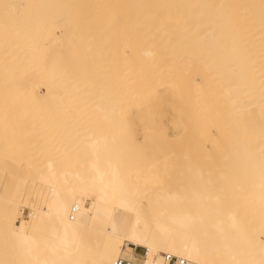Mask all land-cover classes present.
Instances as JSON below:
<instances>
[{
    "label": "bare ground",
    "instance_id": "bare-ground-1",
    "mask_svg": "<svg viewBox=\"0 0 264 264\" xmlns=\"http://www.w3.org/2000/svg\"><path fill=\"white\" fill-rule=\"evenodd\" d=\"M45 73H48L50 76H52H49L48 78L55 79L53 80L54 82H52L51 79L48 80L47 77V80H41V77H45ZM97 73L100 74L99 77H96L98 75ZM102 73H106L105 76H103L104 74ZM89 74L93 76L97 74L96 76H94V82H101L94 87L92 81L90 82L88 80V82H90V85H85L87 82V77L85 76ZM60 75L61 80L58 79L60 78ZM107 75H111L113 79H111L110 77L108 78ZM53 76L57 77L54 78ZM73 76L78 79L74 80ZM106 76L108 80H114V82L116 83L117 81H115L116 78L114 79V76L119 77L117 78L118 84L113 85H120V87H114L113 91L121 88V91L119 89L118 91L120 92L116 91V93L114 92V95L116 96V98L119 95L123 97H121V99L119 98V96V99H117L116 101H119L121 99L122 101H120L122 102V105H125L127 109H129L130 106L135 103L142 104L143 106H153L154 109H156L155 104L166 99L170 104V108L172 109V111H170V123L173 121L174 123H178V121H183V123H186V120L187 125L190 121L198 123L200 125V127L198 126L199 128L197 130L198 138L205 139V141L212 134H216L217 136L211 137H216L218 141L221 140V142L219 141L220 145L223 141L222 148H224L223 146H226V149L228 150L229 148L227 147L230 146L229 150L232 151L230 152L229 150H225V148L223 149L224 153H226L225 156L227 155V152L229 155L228 159H226V157H223V159L226 160L225 164L230 165L232 163L231 165H235V161H233V159H237V163H235L238 165V169L236 168L235 170L233 168V171H235L232 172L230 168L231 165H228V172L227 170L225 173L221 172L222 174L220 173V175H218L219 177L213 176L215 178L214 179L209 177L207 178V175L203 174H207L205 171L202 172L197 168H193L192 170V166L187 167L186 164H182L183 167L184 165L186 166L184 167L186 177H183L184 173H182L181 177L185 179V181L188 179L187 182L189 184H187L185 181L184 182L186 184L178 183V181L180 180H178L177 178V184L173 181L175 183V186H178V184H180L177 188H172L171 186V189L167 188L169 187V184H167L168 186L164 191L165 194L158 190L163 194V199L160 202L158 201L159 203H161L162 208L160 209L161 213L159 214L157 221L153 223L148 214V211L150 213V210L147 208V211L143 209V200H140L142 201V204H140L137 200V195L135 194L134 189L131 185L133 183L128 179L131 176L130 172H128L129 174L126 173L127 171H130V166L127 168L128 162L126 165V159L128 160V158L131 159L132 157V160L130 161H134L137 159V157L134 153V155L130 154L127 150L126 153V151H124V147L121 148L122 146L120 145L125 144V142L126 145L128 144L129 146L132 144L131 146L133 147L134 145L130 142V140L128 141L129 137L126 136L128 134L131 135V130H129V133L127 134L128 131H126L125 129L123 130V127L125 126H121L122 124H128V122L133 124L132 122L134 120L132 119L134 115L131 116L132 114L129 115L126 113V116L123 115V113H120L122 111V105L118 107L117 103L121 102L119 101L117 103H112L111 100L115 101V96H113V98L111 99L109 98L108 101L110 104L108 103V109H113L112 111L109 109L108 114H110V118L113 120L116 133H118V135L115 134V136H117L115 137V140H117L118 137L120 138V140L122 139V143H120V140L118 139V144L116 145L115 142L108 138L110 131L109 129H107V126L105 127V125L107 124H105L104 120L101 119L103 116L100 114L99 109H103V107H99L100 102L98 100L100 96H97L99 92L97 93L96 89L99 86L100 88L102 86V90L108 89H106V87L103 88L105 86V83H102L103 79L106 81ZM22 77L24 78V81ZM99 78L101 79L100 81H98ZM71 79L74 81H72ZM108 80L106 84L108 83ZM38 81L39 85H42L44 83L45 88L49 91L54 90L59 86L56 89L58 90V92L55 93L57 96L53 95L54 98L50 95L51 93H49V91L47 92V90L45 89V91L49 93L48 96H50L51 99L53 98L54 100L53 101L50 99V97H47L53 103V106L51 105L52 107L50 106V104V107H48L49 102L45 97L40 100L43 101L45 99L43 102H46L47 105L46 107L42 106V102L38 98L39 94H35V91H33V89L35 90V85L38 86ZM66 81H70V83H67ZM20 82L23 85L25 84L24 87L20 84ZM88 82L87 84H89ZM1 83H3L2 85H4V87H10L13 85L12 88L10 87L11 89H13V92L8 91V88L6 90L4 87H1L6 90V93H4L3 96H5L6 94L5 97L8 98V94L10 92V96L8 99L12 101V103L15 100H17L18 102L20 101V105H17V111H15L17 103L15 102L14 104L15 108L13 107V105H11V103H9L11 105L10 109L14 108L11 112V114L13 113L14 116L9 114L8 104L7 107H3L2 105H0V110H5V112H0V165L2 164L3 168L5 167V165H7V168H9L7 169L9 170L8 172L6 169H4V171L6 170V173H3V168L0 166V172L4 175L7 174L8 176L4 177L2 174V179L8 178L9 181L13 183V187H17V184H15V182H20L21 179L24 180V176L29 173H26L28 171V168L25 167V170L27 171H23V169H19V165V168L14 166V164H16V162L12 163L14 161V158L10 160L8 158V156H12V154H14V157L16 159L15 154L17 153H14L15 150H10L9 152L8 147H12L13 145L15 147L16 145H18L17 143H20L19 141L25 142L26 140H28L26 142L27 144H29L30 142H32L33 145L37 144L39 148L36 147V145H31V143L30 146L26 145V143H22L24 147H33L32 151L35 148L38 149L37 151L47 148L43 152L44 154L49 149L51 151V147L55 146L54 144H57L58 141V146L60 145V142L65 140L68 141V139L71 138L70 136H72V130H74V144L77 145L75 135L78 134L77 136H79L80 138L82 135H85V137L88 136V138H84V136H82V138L86 140L84 143H86L87 154H89L88 150H90L91 152V157L83 153L82 156L88 157V159L86 157L84 159L83 157L82 160L84 161L81 160V157H79L80 159L74 157L67 160L68 157L65 158L66 156H61L62 158H64V160H62V158H60V155L64 153V148L66 149L65 146L69 148L73 144L70 143V140L72 142V139L69 140L70 145L67 143V141V145L62 142L64 146L62 144L60 145L61 147H63V149H61L60 147L61 150L59 148L56 149V146L53 147L57 151L59 150L60 153L62 150H64L61 154H57L56 151L57 155L60 154L57 157L60 159V162L63 161V165L64 161L70 162V160L72 161L74 159V162H77L74 163L75 165H78V160H81V162L83 163L82 167L85 169L87 168V172L85 171V175L83 174L84 172L82 173V170H80V168L75 169L79 172L81 171L80 173H82L83 176H88V178L85 177L86 179H88H85V181H87L88 183H84V185L82 182V180L84 181V177L82 179H79L82 177V175L79 174L80 177H78L79 175H76V177H78L77 180H81L80 182L82 183V185L80 186H86L87 184L86 190L85 187L81 188L79 186V182H76L77 180L74 176L76 180H74V182H76L74 185L78 186L83 191L78 190V187H72L73 185L67 187L68 183H71L70 178H72V176L74 175L73 174L70 177V174H72L73 172L75 173L73 169H66L67 171L72 170V172H63L65 176L61 171V173L63 174H61V176H64L65 178L67 176V178L63 180V182H68L66 183L67 185H64V182V188L59 184L60 182H58L57 184L56 180L59 181V179L57 178L60 177V173L57 172V174L53 170H56L59 165L62 166V169L64 167L58 160H53V158L55 157L53 148L52 154H54V157H52V165H55V168L54 166H46L47 168L45 171L42 165L43 163H41L42 160H40V164L38 160L40 158H36L37 155L39 156L42 152L40 151L41 153L38 152L35 155V159H37L35 162L38 161L39 165H41V167L43 168L42 170L40 169L39 165H36L37 169L39 167V169L41 170L37 172H47L46 174L48 175V177H46L47 175L45 176L48 183L46 182L44 184H49V188H51L50 186L52 184L50 183L53 182L52 180L54 179V181L58 185H56L57 187L54 186V188H52L54 189L53 199L48 206V200L51 197L50 195L53 193L52 190L47 188V185L44 186L43 183L40 182L44 186V188L46 187V192L48 191L47 189H49V193L50 191L51 193L47 194L45 190L43 191V186L39 183L42 187L41 191L45 192L46 195H44L43 192H40L39 194L37 193V187H34V184L36 183L33 184L32 181L31 183H29L30 185L33 184L32 186L34 188L32 187L33 190L31 189L29 196L27 194L28 198L26 199L28 201L33 200L37 203L38 195H40L41 198L44 196L45 198H48L45 199L46 201H48L47 205L46 203L44 205V203L41 202L43 203V207L39 208L41 206H37V211H39L38 213L42 214V217L50 213L49 216H47V218L43 221L40 220L37 214H33L30 218H25L19 213H16L13 209V198H11L10 196L9 199L10 201H12V209L15 214L12 212L11 208H8L9 206L6 205L10 202H3L5 203L3 204V206L5 205L9 209H6V211H8L9 214L10 212L12 213L10 214V216H12H9L10 227L8 229V232L4 231L5 233H3L5 234L7 244L9 245H7L9 247V250H6L10 251L13 254V256L10 257L15 258L14 261L16 264H114V259L118 256H135V248L139 246L145 247L147 252L143 256L138 257V259L136 258L137 264H153L154 260H156L157 264H161L163 252L183 256L188 260V264H203L202 261H205L208 264H214V260L215 258L217 259V257L211 256L207 258L205 256V248L207 246H209L210 251L218 255L219 264H264V238H260L256 235L260 232L258 229H254L258 231H256L255 234L253 233V228H259L260 230L262 228V230L264 231V0H0V86H2ZM17 83L18 86H22L23 89H26V87L29 88L26 89V92L30 90L33 91H30V93H33L32 95L36 96H34L35 98L32 100L34 102H37L36 104L30 101V99L33 98L32 95L28 94V99L29 97L30 99H27V94L24 91L25 89L21 90L18 86H15L14 88V85H17ZM77 83L79 85H77ZM71 84H73L75 87L72 88L73 86L71 87ZM68 85L70 86V88H68ZM46 86L52 87L48 89V87ZM54 86L55 88L53 89ZM62 86L65 87L63 93L67 89H69L70 91H72L73 89V92L76 96H74L73 92L70 91H66V94H64L66 97H68L67 94L70 93L69 96H72L71 99L69 97L67 99L62 93L59 96L58 93L62 92L61 89H63ZM80 86H82L84 94H81L82 90L80 89ZM84 86L86 88H84ZM92 86L95 88V90H92L94 89L92 88ZM76 87L80 90V93ZM16 88H18L19 90H17ZM14 89H16L17 92H14ZM76 90H78V94L75 93ZM97 90L101 92L99 88ZM2 91L3 89L0 90L1 102L4 99L6 100V98H3L2 100ZM89 91L92 93L94 92L96 95L93 93V97ZM113 91L109 93L111 97L113 95ZM21 92L25 94V100L27 102L24 101V98L22 99V97H19V93ZM87 92L89 93L86 98L85 93ZM15 93H18L17 96ZM24 94H22L21 96H24ZM44 95L45 94H43L42 96ZM77 95L79 97L81 95H85L81 96L79 100L81 103L83 102V104L81 105L83 106V109L81 110L84 111L85 109H89L88 112L87 110H85L86 112H82L80 109L77 110V106L81 108V106H79L80 102L79 100H77ZM12 96L15 99H13ZM89 96H92L94 98L93 99L91 97V100L94 103H92ZM95 96L97 97L95 98ZM62 97L63 100L61 101ZM72 98L75 102L71 101ZM82 98L87 101V107ZM21 99L22 101H24V103L22 102L23 104L32 103L33 106L30 105V107H28L29 104H25L27 106L23 108L24 105L22 106ZM38 100L41 102V105L38 106H40L43 111L44 109L47 110L46 108L48 107V109H54V112H51L52 110L49 109L50 114H48L49 112L47 110L48 113L45 112L46 117L43 116L45 113L42 114V110L36 106L39 103ZM64 100H69V103L64 102V104H62ZM1 102L0 104H2ZM70 102L73 104H71ZM75 103H78V105L74 107L76 108V111H74V109L72 110V108L70 107L75 106ZM96 103L98 104L97 106ZM65 104H67V107ZM111 104L113 107L111 106ZM62 105L64 108L66 107L65 110L67 111H65L64 108H59V106ZM34 106L41 111L40 114H38L40 111L34 110ZM31 107L33 109L30 114L26 111H28L29 108L31 110ZM144 107L141 108V112H139V114L142 115V112H144L143 114H145V110H147V108L145 107L144 109ZM153 107H148L149 110L147 111V113L149 112V118L152 115H150L151 110H154L152 109ZM19 108H21L22 110H24L23 112H25L22 113L20 109L21 115L23 117L18 112ZM57 108L58 110L63 109V111L67 112V114L63 111V113L59 111V114L55 115L57 114ZM67 108H69L71 111H69V109ZM93 111L98 117L92 114ZM74 112L78 113L75 114ZM33 113L38 114L37 117L39 115L42 116H39V121L44 117V119L48 121L50 120L51 124L53 121L52 119H55L57 121L61 113V116L64 115V117L62 118L64 122L62 120L60 122V119L57 122L53 121L56 126L60 125L58 127H55V129L53 130L55 131L54 133L53 131L49 130L51 128V124L49 125L50 122H43L45 120L38 122L37 118H31L29 116ZM70 113L76 115V117L79 116V118L81 117L80 115H82V113H84L83 118H94L93 120L85 119L87 121L86 122L82 118L79 120V118H76ZM16 114L18 115V117H15ZM24 114H29L28 117H30V120L32 121H27V119L25 118L28 117H25ZM51 114L52 116H50ZM98 114L101 115V117ZM154 114L156 115L157 113ZM19 115L20 117H22V120L24 119L23 121H19L21 119L13 121V119L11 118L12 116L15 118H19ZM68 115L72 118L68 117ZM47 116L49 117L47 118ZM61 116L59 118H61ZM119 116H121V119L123 121L118 120L120 118ZM128 116H131L130 118L132 119H130ZM123 117H125V120L123 119ZM142 118L143 119H141V121L143 120V123L145 122L146 124V120H148L147 115L145 114ZM33 119H36L37 122L33 121ZM65 119H69L72 122L75 121L76 125L75 123H70L68 120L65 122ZM100 119L103 121H101ZM129 119L131 121H128ZM156 119L153 122L158 123H155V125L159 126V128L158 126H156L157 134H152L148 130V128L146 129V131L148 130L151 133L152 137L153 135L158 136L157 139H159L160 135V137L164 138L165 135L163 134L164 132H162L164 130L160 129L161 123H159L158 118ZM81 120L85 122H82ZM93 121L95 123H93ZM58 122L60 123L57 124ZM96 122H98V124ZM137 122L140 125H143L141 122H139L138 119L136 123ZM153 122L151 123L153 124ZM38 123H42V126H46L45 124H47V127L49 125L50 128L48 127V133H42L44 130H41L40 132V129L43 127L40 128L41 125ZM63 123H66V126H68L70 123L69 128L65 126L66 129H64L63 126L65 124ZM91 123H93V125L97 124V126L95 125L96 127H92ZM84 125L87 126V130L84 129L86 128V126L84 127ZM187 125H185V127L183 128L185 130V133L183 132V130L182 132L184 134L182 132L181 134L179 133L180 135H182L181 138L186 139L189 135L188 139L191 140L192 137L196 139V135H191L194 134L193 131H189V129H191L190 125H188V128ZM75 126L77 130H75ZM78 126H80L82 129H80V127ZM99 126H101V128ZM118 126H120L119 129H122L124 132L120 130V133L117 132ZM128 126L131 127L130 124H128ZM172 126L174 127V124H172ZM89 127H92V129ZM97 127L101 130H97ZM104 127L106 129H104ZM136 127H138L137 124ZM148 127L150 128V126ZM194 127H196L195 124ZM37 128L40 129L38 130ZM53 128L54 127H52L51 129ZM61 129L64 130L61 131ZM69 129L70 131H68ZM130 129H132V127ZM174 129L177 128L175 127ZM81 130H84L85 132L82 131V133H79V131L81 132ZM67 131L70 132V136L68 135V137L65 134V132ZM88 131L90 132V135H87L89 133ZM101 131H104L106 133L108 132V136H106V133H101ZM159 131H161L162 133ZM51 132H53L54 134ZM62 132L68 139L62 140V138L64 137L61 136ZM93 132L95 136H93ZM189 132H191V134ZM40 133H42L43 135ZM45 133L47 134V137L44 136ZM56 133L60 134L59 136L61 138L56 135ZM99 133H101V137H98ZM121 133L122 135H124V138L121 137ZM145 133L147 134V132ZM180 135L176 138V135L174 136V138L173 136L170 137L180 144V142L182 141ZM50 136H58V138L56 139L59 140L57 142L56 140L51 142ZM104 136L106 138H104ZM218 137H220L221 139H219ZM178 138L180 142L177 141ZM44 139H47L48 143L44 142L45 147L41 148L43 146L41 144H44L42 143ZM84 139H82V142L84 141ZM49 141L51 146H49ZM155 141L159 142L160 140ZM195 141L193 144L197 143H195ZM201 141L203 140H200V142ZM15 142L17 143L15 144ZM148 142H150V140H148ZM214 142L215 141H213V143ZM228 142H231V144ZM46 143L48 144L49 148L46 147ZM84 143H82V145ZM201 143L203 144V142ZM227 143L230 145H227ZM136 144L137 143H135L134 146H136ZM128 145L126 148L131 147H129ZM183 145L184 143L182 145H178V147H183ZM79 146L78 148L76 147V150L82 149ZM118 146H120V150H118ZM171 146L169 145V149ZM173 146L174 149L177 147L176 144H174ZM191 146L194 148L195 145L189 146L192 150ZM198 146L201 147V145ZM17 147H19V145L15 147L16 150ZM21 147L23 148V146ZM164 147L166 149V146ZM182 147H179L178 149L181 150ZM70 148L69 151H71ZM197 148L199 147H196V150ZM159 149L163 148L161 147ZM174 149L171 151H175ZM202 149L203 148H201V152H203ZM76 150L73 149L71 153L75 152ZM180 150L178 152H180ZM66 151H68V149ZM118 151H123V153L125 152V156L123 153L118 154ZM136 151L138 150L136 149ZM107 152L110 153V155H112L113 153L114 154L112 157L106 158L107 156H109ZM212 152L214 151L212 150L211 153ZM229 152L232 154H230ZM115 153H117V155H115ZM154 153L155 152H153V155ZM196 153L199 154V151ZM47 154L49 155L48 160H50L51 153L48 152ZM102 154H106V157L100 158V156H103ZM234 154L238 155V157H234L232 159L230 155L233 156ZM33 155L34 153L28 156V163L30 165H32L31 158L33 157ZM64 155H67L66 152ZM70 155L72 154H69V156ZM74 155H76V153ZM118 155L119 158H117ZM149 155L150 154H148V156ZM25 156L27 155H23L24 158ZM45 156L46 154L44 156H41L42 159H45L44 164L47 159ZM120 156H122V159L126 157L125 161L122 162H125V168H127L128 170L121 168L123 163L121 162L122 159ZM151 156L152 155H150L149 157L151 158ZM165 156L168 157V155L166 154ZM180 156L182 157V155ZM208 156H210V154ZM141 157L142 154L140 155V158ZM90 158L91 160H89ZM143 158L145 159V157ZM17 159H19L18 161H21L22 164V159L18 157ZM17 159L15 161H17ZM86 159L89 160V163L88 161H85ZM196 159L198 160V158ZM4 160L6 161V163L4 162ZM118 160L122 165L119 164ZM158 160L160 162L163 159L161 158L160 160L159 158ZM18 161L17 163H19ZM54 161L55 163L59 162L60 164L56 167ZM143 161L144 160H142V167L145 164ZM2 162H4L5 164ZM69 162H66V165L68 163L71 167L73 165V162L72 165ZM86 162L88 163V165ZM10 163L13 164V168L9 167L11 166ZM47 164L48 162L46 163V165ZM132 164L134 165L135 163L132 162ZM23 165L24 163L22 164V166ZM222 165H224V163ZM138 166L140 167V165ZM188 166H190V163ZM48 167H51L50 170L48 169ZM73 167L75 168L74 165ZM78 167H80V165ZM66 168H68V166H66ZM150 168L147 169L150 170ZM228 168H230L231 172ZM14 170L20 171H15V174H17L15 175L13 174ZM59 170L60 167H58L57 171ZM50 171L52 172L50 173ZM134 171H136V169ZM145 171L142 172V174L145 173L147 177V174L151 173V170L148 173V170ZM34 172H36V170ZM124 172L126 173V175H128V178L126 177ZM132 172L133 171L131 170V174L135 177L136 172ZM186 172L190 174L188 178V174ZM87 173L88 175H86ZM9 174H11V177L12 175H15L14 179L17 178V180L10 178ZM49 174H52L51 177ZM53 174H57L54 176H57V178H53ZM75 174H77V172ZM139 176L138 178H140ZM29 177H31V175ZM41 177L44 179V176ZM49 177L50 180H48ZM181 177L179 179H181ZM26 178L28 179V175L26 176ZM62 178L60 177V179ZM23 180L20 183L24 182ZM35 180L37 181V179ZM67 180H70V182ZM157 181L159 182V180ZM63 182L61 181V184ZM137 182L139 183L141 182V180ZM29 184L27 186H29ZM220 184L222 188L220 187ZM59 185L62 186V188L59 187ZM140 185L141 184L138 185V188L140 187ZM142 185L140 188L144 187H142ZM154 186L158 187V184L153 185V188H155ZM223 186H228L227 189L229 190L226 191V187L225 190H223ZM28 188H30V186ZM60 190H64V192L66 191V193L61 192V194L59 193ZM146 190H148V188ZM11 191L16 192L12 189ZM149 191L150 189L146 191V193H148ZM137 193L140 194L141 192H139L138 190ZM146 193H144V195ZM151 194H153L154 196ZM155 194L156 193H150L149 195L146 194V197L144 199H146L150 195L153 196V199H156L154 198ZM241 194L243 195V197ZM159 195L161 197V194ZM159 195L156 194V196L158 197ZM239 196L245 200L244 202H250V205L251 202H253L252 205L257 204L258 206L256 205V208L254 207L257 212L254 213L257 215H259V213L260 215H263L262 217V215L255 216L254 214L255 218L260 217V220L263 218V221L261 220L263 222H261L262 226H259V224L257 223L258 227H256L257 225L253 224L252 222L251 226L253 228H250L253 232L251 233H253V235L255 236H249L247 233L248 231L245 228L247 225L245 227L243 225L249 224V221L248 223H242L239 217L243 214L248 215V213H239L240 211H238V214H240L238 215L235 211L239 208H242L240 203L237 204H240L241 207L238 206L239 208L235 207V209H228L229 207H226V210L225 207H223L225 204L224 201H229L235 198L239 199ZM3 197L8 198V196ZM141 198L143 197H140V199ZM148 200L150 199H147V201ZM221 200L222 202H224L222 206L219 205ZM232 201L234 202L235 206V201ZM229 202L227 203L226 201L227 206L231 205L229 204ZM0 204H2V202ZM14 204H17L15 203V200ZM5 206L4 208H6ZM220 206L221 212H219ZM4 208L2 207L1 211H3ZM48 210H52L53 214H55L57 217L53 215L54 219H52V217L50 216L52 213ZM222 211H225V213ZM3 213L5 212L3 211ZM245 215H243L244 217L242 216L244 221L249 217L246 216L245 218ZM253 219L254 217L251 221H253ZM260 220L257 222L260 223ZM255 222L256 221L254 219V223ZM0 226L2 227L1 223ZM1 231L3 230L1 229ZM157 234H160L162 236L161 241H158L156 236ZM261 234L264 233L262 232ZM1 237L3 238L2 235ZM4 240L5 239H3L1 242H3ZM5 247L6 246L4 245V248ZM11 253L8 255H11Z\"/></svg>",
    "mask_w": 264,
    "mask_h": 264
},
{
    "label": "rangeland",
    "instance_id": "rangeland-1",
    "mask_svg": "<svg viewBox=\"0 0 264 264\" xmlns=\"http://www.w3.org/2000/svg\"><path fill=\"white\" fill-rule=\"evenodd\" d=\"M99 73H100V72H99ZM97 74H98V73H97ZM97 74H96V75H97ZM102 74H104L103 76H105L106 73H102ZM96 75H94V76H96ZM99 75H100V74H98L96 77H99ZM49 76H50V75H49L48 73H45V77H41L40 79H41V80H42V79H43V80H47L46 77L48 78ZM57 76H58V75H57ZM57 76H55V77H57ZM94 76L91 75V74H89V75H86L85 77H87V79H86L87 82H88V80H89L90 82L92 81V83H93V85H94V87H95V85L97 86V85L101 82V81H100L101 79L99 78V80H98V81H100L99 83L94 82V78H95ZM107 76H108V78L110 77L111 79H113V77H112L111 75H107ZM107 76L105 77L106 81H105L104 79L102 80V83H105V84H104L105 86H104L103 84H102V85L104 86L103 88L106 87V89H107V88H108V89H107V90H105V89L102 90V89H101L102 86H101V88H100V86L97 87V89L99 88V89L101 90V92H100L99 90L96 89V92H97V93H98V92L100 93V94L98 93V95H97V96H100V98L98 97L99 100H98V98H97V100L100 102V104H99L100 106H99V107H103V109H99L100 111H99V110H98V111H99L100 114L103 116L101 119H103L104 122H105V124H107V125H105V124H102V125H105V127L107 126V129H109V131H110L109 136L107 135L108 132L106 133V132H104V131H101V133H103V134L106 133V136H108V138H110V140H112L113 142H115V145H116V144H118L117 140H118V139L120 140V138L118 137L117 140H115V137H117V136H115V134L118 135V133H116L115 126H114V123H113V120L110 118V114H108V113H109V109H110V108L108 109V107H109V105H108L109 101H108V100H109V98L111 99V98H113V96H115L114 94L116 93V91H118L119 89H120V91H121V88L117 89L118 87H120V85H118V86H114V85H113V84H115V85L118 84V80H117V78H119L118 76H117V77L114 76V79L116 78L115 81H117V83L114 82V80H110V79L108 80ZM50 77H52V76H50ZM53 77H54V76H53ZM55 77H54V78H55ZM67 77H69V76H67ZM100 77H101V76H100ZM25 78H26V77H25ZM64 78H66V77H64ZM70 78H72V77H70ZM82 78H83V77H82ZM88 78H89V79H88ZM102 78H103V77H102ZM22 79H23V81H24V78H23V77H22ZM49 79H51V78H48V80H49ZM56 79H57V78H56ZM58 79L61 80V75H60V78H58ZM73 79L75 80L76 78L73 76ZM77 79H78V78H77ZM77 79H76V80H77ZM20 80H21V79H20ZM51 80H52V82H54L53 80H55V79H51ZM51 80H50V82H51ZM69 80H70V79H69ZM71 80H72V79H71ZM74 80H72V81H74ZM96 80H97V79H96ZM107 80H108V83L106 84ZM103 81H105V82H103ZM66 82H67V81H66ZM66 82H65V84H66ZM85 82H86V81H85ZM87 82H86L85 85H90V82H88L89 84H87ZM24 83H25V82H24ZM37 83H38V86H37V85H35L36 87L34 86V87H35V90L33 89V87H32V89H33V91H35V94H36V93L39 94V95H38L39 100H40V99L42 100V98H44V97H45V98H47V97L49 98V97H50V96H48L49 93H51V94H50L51 96H53V95L55 96V95H56L55 93L58 92V90H56V89L59 87L58 85H57V86H58L57 88H55V86H54L53 89H54V88H55V89L49 91V90H47V89L45 88V84H44V83H43L42 85H39V81H38ZM67 83H70V81H68ZM83 83H84V81H83ZM92 83H91V84H92ZM95 83H96V84H95ZM2 84H3V83H1V85H2ZM15 84H16V83H15ZM20 84L23 85L21 82H20ZM20 84H19V85H20ZM63 84H64V83H63ZM65 84H64V85H65ZM24 85H25V84H24ZM24 85H23V87H24ZM77 85H79V84L77 83ZM112 85H113V86H112ZM12 86H13V85H12ZM12 86H10V87L12 88ZM15 86L17 87V86H18V83H17V85H14V88H15ZM39 86H40V87H39ZM52 86H53V85H52ZM52 86H51V87H52ZM60 86H61V85H60ZM68 86H69V85H68ZM72 86H73V87H72ZM1 87H4V85L0 86V90L3 89V91H2V92H3V94H2V100H3V98H6V100L4 99L5 101L3 100V101L1 102V97H0V102L2 103V104H0V105H2L3 107H4V106L7 107V104H8V105H9V106H8V108H9V109H8V110H9V114H11V112H12L13 109L15 108V105H14V104H15V102H16L17 104H16V110H15V111H17V107H18L17 105H20V101L18 102L17 100H15V101L12 103V101H10V100L8 99L9 96H10V95H9L10 92H9V94H8V98L5 97L6 94H5V96H3L4 93H6L7 88L9 89L8 91H12L13 89H11L10 87H6V86H5L4 88H5L6 90H4V88H1ZM18 87H19V86H18ZM21 87H22V86H20L19 89H21V90H24V89H25V88L23 89V87H22V88H21ZM46 87H48V89L51 88V87H49V86H46ZM62 87H63V86H62ZM66 87H67V85H66ZM71 87L74 88L75 86H74L73 84H71ZM80 87H81V88H80ZM80 87H79V88L82 90V91H81V92H82L81 94H84V91H83V89H82V86H80ZM88 87H89V86H88ZM94 87L92 86V88H94ZM110 87H111V88H110ZM114 87H117V88H116L117 90L114 89L115 91H113V88H114ZM64 88H65V87H63V89H61L62 92L59 91V92H60V93H58L59 96L61 95V93L65 96V94H66L65 92H66V91H70L69 89H67V90L64 91V93H65V94H64V93H63ZM68 88H70V86H69ZM76 88H77V87H76ZM84 88H86V87L84 86ZM16 89L19 90L18 88H16ZM16 89H14V92H17ZM26 89H29V88L26 87ZM26 89L24 90L25 92H26ZM45 89L47 90V92L49 91V93H47V92L45 91ZM77 89H78V88H77ZM90 89H91V88H90ZM109 89H110V90H109ZM21 90H20V91H21ZM55 90H56V91H55ZM78 90H79V89H78ZM78 90H76L75 93L78 94V92H77ZM85 90H86V89H85ZM92 90H95V88L92 89ZM8 91H7V93H8ZM20 91H18V92H20ZM27 91H28V90H27ZM30 91L33 92L32 90H30ZM30 91H28L29 93L26 92V94H27V95H26V96H27V99H28V94H30V95L33 94V93L31 94ZM38 91H39V92H38ZM54 91H55V92H54ZM105 91L107 92V94H106ZM112 91H113V93H112L113 95L111 94V95H112V97H111L109 93H111ZM120 91H118V92H120ZM12 92H13V91H12ZM12 92H11V93H12ZM45 92L47 93V95H46ZM70 92H73V89H72V91H70ZM85 92H86V91H85ZM89 92H90V91H89ZM89 92L85 93L86 96H85V95H81V96H85V97L87 98V95H88ZM114 92H115V93H114ZM0 93H1V92H0ZM67 93H68V92H67ZM79 93H80V90H79ZM90 93H91L92 96L94 97V95H93L94 92H93V93L90 92ZM15 94H16V96H17L18 93H15ZM19 94H20L19 97H20V98L22 97V99L24 98V101H26V100H25V98H26L25 94L22 93V92L19 93ZM22 94H24L25 97H24V96H21ZM43 94H45V95L42 96ZM69 94H70V93H69ZM69 94H67V95H68V97L71 99L72 96H71V95L69 96ZM73 94H74V92H73ZM94 94H95V93H94ZM108 94H109V95H108ZM117 94H118V93H117ZM117 94H116V95H117ZM120 94H121V93H120ZM95 95H96V94H95ZM122 95H123V94H122ZM14 96H15V95H14ZM16 96H15V97H16ZM32 96H33V95H32ZM32 96H31V97H32ZM34 96H35V95H34ZM34 96H33V98H31V99H30V97H29V99H30L31 102H34V101H32V100L36 97V96H35V97H34ZM54 96H53V98H54ZM56 96H57V95H56ZM59 96H58V97H59ZM74 96H76V95L74 94ZM81 96H80V97H81ZM92 96H89L90 100H91V97H92ZM97 96H95V98H96ZM119 96H120V97H119ZM119 96H117V98H116V96H115V97H114L115 101L113 100V101H114V102H113V101L111 100V102H112V103H117V102H119V101L123 98L121 95H119ZM65 97H66V96H65ZM68 97H66V98L68 99ZM77 97H78V98H77ZM77 97H75V98H77V100H79L80 97H79L78 95H77ZM93 97H92V98H93ZM118 97H119V98L122 97V98H121L119 101H116L117 99H119ZM10 98H11V97H10ZM12 98H13V96H12ZM12 98H11V99H12ZM16 98H17V97H16ZM48 98H47V100H48V102H49V103L47 102V103H48V107H50L51 105L53 106V103L50 101L51 97H50V99H48ZM53 98H52L51 100H53ZM83 98H84V97H83ZM83 98H82V99H83ZM7 99H8V100H7ZM13 99H15V98H13ZM13 99H12V100H13ZM22 99H21V104H22V106L24 105L23 108H25V106H27V105H25V104H29V103H25V104H23L24 101H22ZM29 99H28V100H29ZM56 99H57V98H56ZM58 99H60V98H58ZM64 99H65V98H64ZM70 99H69V100H70ZM93 99H94V98H93ZM35 100H36V99H35ZM39 100H38V101H39ZM41 100H40V101H41ZM44 100H45V99H44ZM44 100H43V101H44ZM62 100H63V97H62L61 101H62ZM69 100H68V101H67V100H66V101L64 100L62 104H64V102H65V103H66V102L69 103ZM74 100H75V99H74ZM87 100H88V99H87ZM95 100H96V99H95ZM6 101H7L8 103H7ZM36 101H37V100H36ZM40 101H39L40 104L38 103L36 106L39 107V108L42 110V112H43L42 114H44L45 112L48 113V112H49V109L52 110L51 112H54V111H53L54 109H52V108H49V109H48V107L46 108V109L48 110V112H47V110H45V109H44V111H43V109H42L40 106H38V105H41V102H42V106H45V107H46L47 104H46V102L44 103L43 101H41V102H40ZM53 101H54V100H53ZM56 101H58V100H56ZM56 101H55V103H56ZM61 101H60V102H61ZM71 101H73V98H72ZM83 101L86 103V107H87V104H88L87 101L84 100V99H83ZM91 101H92V100H91ZM91 101H90V102H91ZM98 101H97V102H98ZM121 101H122V100H121ZM121 101H120V102H121ZM3 102H6V103H3ZM22 102H23V103H22ZM26 102H27V101H26ZM73 102H75V101H73ZM76 102H78V101H76ZM79 102H80V100H79ZM90 102H89V104H90ZM99 102H98V103H99ZM9 103H11V105H13L14 108H11V109H10L11 105H10ZM18 103H19V104H18ZM36 103H37V102H34V104H36ZM51 103H52V104H51ZM70 103H71V102H70ZM92 103H94V102L92 101ZM3 104H5V105H3ZM49 104H50V106H49ZM71 104H73V103H71ZM82 104H83V102H82V103L80 102V105H79V106H81ZM109 104H110V103H109ZM117 104H118V107H119L120 105H122V102H121V103H117ZM157 104H158V105H157ZM157 104H155V105H156V107H155L156 109H154L153 106H145V105H144V106L147 108V110H145V114L147 115V119H148V120H146V122H147V123L149 122L148 124H147V123L145 124V122L143 123V120L141 121V119H143L142 117H144V115H145V114H143L144 112H142V115H143V116H142L141 114H139V112H141V108L144 107L142 104H138V103L132 104V106H130L129 109H127V108L125 107V105H124V106L122 105V111H123V112L120 110V111H121L120 113H123V115H126V116H127V114H129V115L132 114L131 116L134 115L133 119L130 118L131 116H130V117L128 116L130 119H132V120H134V121L132 122L133 124H131V123L128 122V124L131 125L132 129H130L131 127L128 126L127 123H126L127 125H126V124H125V125L122 124L121 126H125V127H123V130L125 129L126 131H128L127 134L129 133V130H131V135H129V134H128L129 136L126 135L127 137H129L128 141L130 140V142L133 143L134 145H135V143H137V144H136V146L133 145V147L131 146V145H132L131 143H129V144H131V145H130L131 147L127 144L130 148H126V147H127L126 142H125V144H120V145L122 146L121 148L124 147V149H125L124 151L127 150L130 154H133V153H134L135 156L137 157L138 161H137L136 157H135L136 160H134V161H130V160H132V157H131V156H130L131 159L128 158V160H129L130 162L126 159V157H124V158H123L124 160H123V159H122V156H123V154H124L125 152L123 153V151H121V152L118 151V154L123 153L122 156H120L121 159H122L121 162H122V161H125V159H126V161H125V162H126V165H127V162H128V166H127V168L130 166V167H129L130 171H127V172L125 171L127 174H129L128 172H130V175H131L130 178L127 177L128 175H126L125 172H124V174H125L126 177L129 179V181L133 183V184H131V185H132V187H133V189H134L135 194L137 195L136 197H137V200L139 201V203L142 204V201H140V200H143V204H142V206H144L143 209H145L146 211H147V209L150 210V213H149V211H148V214H149V217L152 219V222H153V223H154L155 221H157V219H158V217H159V214L161 213V210H160V209L162 208V205H161V203H159V202L163 199V194L160 193V192H163V193H164V191L166 190V187L168 186L167 184H169V187H167V188H170V186H171L172 188H177V187L180 185V184H178V186H177V185L175 186V183H176V181H178V180H180V181H178V183H183V184H184V183L186 182L187 184H189V183L187 182V180H188L187 178H188L189 175H190L188 172H186V173L188 174V175H187V178H186V179H187L186 181H185V179H183V178L181 177V176H182V173H184V176H183V177H186V176H185V170H184L185 168H184V167H186V166H187V167H191V166H192V167H191L192 170H193V168H195V169L197 168V169L201 170L202 172L205 171L207 174H205V173H203V174H204V175H207V176H206L207 178H208V177H209V178H214V177H217L218 175H220L221 172H224V173H225L226 170H227V167H228V165H229V164H225V163H226V160L223 159V157H226V159L229 158V157H228V156H229V155H228V152H227V155L225 156L226 153H224V150H223L224 148H225V150H227V149H226V146H223L224 148H222V143H223V141H222V143H221V145H220L219 143L221 142V140H219V141H220V142H219V141L217 140L216 137L212 138L213 136H217L216 134H214V135L212 134V135H211L212 137H211V136L208 137V138L206 139V141H205V139H201V138L199 139V138H198L197 130H198V128L200 127V125H199L198 123H196V122L190 121V122H188V125H190V127H191V129H189V131L192 130L194 134H191L192 131L189 132V133H190L191 135H193V136L196 135V139L193 138V137H192V138L190 137L191 140H192V141H191L190 139H188L189 135H188V137L186 138L187 140L184 139V138H181L182 135H180V134H181L182 130H183V132L185 133V130H184L183 128L185 127V125H187V124H186V123H187V120H186V123H185V122L183 123V121H178V123L175 122V123H177V124H175L174 121L170 123V121H169V120H170V111H172V109L170 108V104L168 103V101H167L166 99H164V101L162 100V101L158 102ZM30 105L33 106V104L30 103V104L28 105V107H30ZM54 105H55V104H54ZM56 105H57V103H56ZM65 105H66V107H67V104H65ZM77 105H78V103H77V104L75 103V106H73V107L70 106V105H69V106L72 108V110L74 109V111H76V108H74V107H76ZM97 105H98V104L96 103V106H97ZM155 105H154V106H155ZM52 106H51V107H52ZM91 106H92V105H91ZM96 106H95V108H96ZM111 106H112V104H111ZM37 107L34 106V110H38V111H40ZM45 107H44V108H45ZM55 107H56V106H55ZM66 107H65V108H66ZM89 107H90V106H89ZM99 107H98V108H99ZM112 107H113V106H112ZM145 107H144V109H145ZM148 107H149V108H150V107H153L152 109H154V110H151V109H150V110H151L150 115L152 114L151 117H150V118H151V121H150L149 114H148L149 112L147 113V111L149 110ZM53 108H54V107H53ZM59 108H64V107H63V105H62V106H59ZM65 108H64V110H65ZM84 108H85V105H84ZM20 109H21V108L18 109V110H19L18 112L20 113V115H21V112H22V113H25V112H23L24 110H22V109H21V112H20ZM26 109H28V108H26ZM32 109H33V108L31 107V110H30V108H29L28 111H26V110H25V111L30 113V112L32 111ZM67 109H69V108H67ZM79 109H80V110L83 109V106H81V108H79V107L77 106V110H79ZM92 109H93V108H92ZM112 109H113V108H112ZM112 109H110V110L112 111ZM10 110H11V111H10ZM34 110H33V111H34ZM85 110H87V109H85ZM85 110H84V111H85ZM88 110H89V109H88ZM88 110H87V112H88ZM94 110H95V109H94ZM139 110H140V111H139ZM6 111H7V110H6ZM38 111H37V112H38ZM59 111H60L61 113L64 112L63 109H62V110H58V108H57V114H55V115H58V114H59ZM62 111H63V112H62ZM65 111H67V110H65ZM69 111H71V110L69 109ZM81 111H82V110H81ZM84 111H82V112H84ZM95 111H96V110H95ZM111 111H110V112H111ZM128 111H129V113H128ZM143 111H144V110H143ZM154 111H155V112H154ZM0 112H5V110H0ZM7 112H8V111H7ZM18 112H14V113H18ZM37 112H36V113H37ZM78 112H79V111H78ZM78 112H76V113H78ZM85 112H86V111H85ZM99 112H98V113H99ZM153 112H154V113H157V114L155 115ZM158 112H159V113H158ZM166 112H168V113H166ZM40 113H41V111H40L38 114H40ZM46 113H45L43 116L46 117ZM61 113H60V116H61ZM64 113L67 114V112H64ZM74 113H75V112H74ZM76 113H75V114H76ZM126 113H127V114H126ZM165 113H166V114H165ZM30 114H31V113H30ZM33 114H34V113H33ZM33 114H32V115H33ZM38 114H34L36 117H35L34 115L32 116V115H29V114H24V116H25V117H26V116L28 117V115H29L31 118H32V117L37 118L38 122H40V121H42V120H45V121H43V122L48 121V120L44 119V117H43V119L40 118L41 120L39 121V119H38L39 116H40V117H42V116L39 115V116L37 117ZM48 114H50V112H49ZM48 114H47V115H48ZM52 114H53V113H52ZM52 114H51L50 116H52ZM70 114H72V113H70ZM80 114H81V112H80ZM83 114H84V113H82V115H80V116H81L80 118H79V116L76 117V115H74V114H72V115H74L76 118H79V120H80L81 118H82L83 120H85V119H87V120H89V119H90V120H93V118H94V117H93V118H89V119H88V118H83V116H84ZM85 114H86V113H85ZM89 114H90V113H89ZM89 114H88V115H89ZM92 114L95 115L94 111L92 112ZM11 115H13V113H12ZM20 115H19V118H15L16 116L18 117L17 114L15 115V117H13L14 115H13L12 117H11V116H10V117L13 119V121H16V120L21 119V118L23 117L22 115H21L22 117H20ZM78 115H79V114H78ZM98 115H99V114H98ZM101 115H99V116L101 117ZM53 116H54V115H53ZM60 116H59V117H60ZM95 116H97V115H95ZM121 116H122V115H121ZM121 116H119L120 118L117 117V118H119V119H118L119 121L122 120V119H121ZM126 116H125V117H126ZM137 116H138V117H137ZM25 117H24V118H25ZM30 117H28L29 120H28V118H25V119H27V121H30V122H31L32 120H30V119H31ZM48 117H49V116H47V118H48ZM57 117H58V116H57ZM59 117H58V120H57V121H59V119H60V122H61V120H62V118L64 117V115H62L61 118H59ZM68 117H71V116L68 115ZM85 117H86V115H85ZM87 117H88V116H87ZM97 117H98V116H97ZM125 117H123L124 120H125ZM136 117H137V119L139 120V122H141L143 125H140L138 122L136 123V121H137ZM145 117H146V116H145ZM14 118H15V119H14ZM52 118H53V117H52ZM65 118H66V116H65ZM71 118H72V117H71ZM117 118H116V119H117ZM156 118H158V119H159V123H161V125H160V129H161V130H164V131H162V132H164L163 134L165 135L164 138H163V137H160L161 135L159 136V139H157L158 136H156V135H153V137L151 136V133H152V134H157V127H156V126H158V125H155V123H156V124H158V123H157V122H155V123L153 122V121H155ZM95 119H97V118H95ZM101 119H100V120H101ZM130 119H129L128 121H131ZM145 119H146V118H145ZM23 120H24V119H23ZM23 120L21 119V120H19V121H23ZM52 120H53V121H56L55 119H52ZM52 120H51V121H52ZM67 120H68L70 123H75V121L72 122V121H70L69 119H67ZM67 120L65 119V122H66ZM74 120H75V119H74ZM103 120H101V121H103ZM156 120H157V119H156ZM33 121H36V119H35V120L33 119ZM53 121H52V124H51L50 120L48 121V122H50L49 125L51 124V125H50L51 128L54 127L53 129H51L50 126L48 125V127L50 128L49 130H51V131H53V130L55 129V127L60 126V125L56 126V124H54ZM57 121H56V122H57ZM62 121L64 122V120H62ZM81 121H82V120H81ZM85 121H86V120H85ZM85 121H82V122H85ZM94 121H95V120H94ZM94 121H93V123H95ZM122 121H123V120H122ZM188 121H189V120H188ZM36 122H37V121H36ZM48 122H46V123H48ZM60 122H58L57 124H59ZM77 122H78V121H77ZM86 122H87V121H86ZM89 122H90V121H89ZM91 122H92V121H91ZM125 122H126V121H125ZM125 122H123V123H125ZM151 122H153V124H152ZM70 123H69V125H70ZM93 123H91V124H92V125H91L92 127H94L95 125L97 126V124H98V122H96L97 124H95V125H93ZM100 123H102V122H100ZM120 123H121V122H120ZM162 123H163V124H162ZM27 124H28V123H27ZM38 124L41 125L40 128H41V127H43V128L46 127V128H44V129H43V128H41V129H40V128H37L38 130L40 129V132H41V130H42V131L44 130L42 133H44V132L48 133V127H47V124L43 123V124H45L46 126H42V123H38ZM63 124H65V125L63 126L64 129H66V127L69 128V125L66 126V125H67L66 123H63ZM86 124H87V123H86ZM136 124L138 125V127H136ZM172 124H174V127L172 126ZM183 124H184V125H183ZM194 124L196 125V127H194ZM52 125H54V126H52ZM75 125H76V123H75ZM87 125H88V124H87ZM100 125H101V124H100ZM119 125H120V124H119ZM181 125H182V126H181ZM188 125H187V128H188ZM65 126H66V127H65ZM73 126H74V125H73ZM85 126H86V125H84V127H85ZM96 126H95V127H96ZM140 126H142V127H140ZM146 126H147V127H146ZM148 126H150L151 130H150V128H149ZM177 126H178V127H177ZM198 126H199V127H198ZM26 127H28V126H26ZM37 127H38V126H37ZM78 127H80V126H78ZM92 127H89V128L92 129ZM99 127L101 128V126H99ZM105 127H104V129H106ZM126 127H127V128H126ZM129 127H130V128H129ZM175 127H176L177 129H174ZM23 128H24V126H23ZM60 128H61V127H60ZM60 128H59V129H60ZM119 128H120V126H118V128H117V129H118L117 132L120 133V131H123V130H122V129L120 130ZM133 128H134V129H133ZM142 128H143V129H142ZM147 128H148V130H149L151 133H150L148 130L146 131ZM158 128H159V126H158ZM163 128H164V129H163ZM187 128H186V129H187ZM64 129H63V130H64ZM71 129H72V128H71ZM80 129H82V128L80 127ZM80 129H79V130H80ZM84 129L87 130V126H86V128H84ZM127 129H128V130H127ZM56 130H57V128H56ZM63 130L61 129V131H63ZM75 130H77V129H76V126H75ZM93 130H94V129H93ZM97 130H101V129H99V128L97 127ZM97 130H96V131H97ZM102 130H103V126H102ZM119 130H120V131H119ZM143 130H144V131H143ZM167 130H168V131H167ZM187 130H188V129H187ZM65 131H66V130H65ZM68 131H70V129H69ZM68 131H67V132H68ZM82 131H84V130H81V132L79 131V133H82ZM105 131H106V130H105ZM126 131H125V132H126ZM195 131H196V133H195ZM53 132L55 133V131H53ZM53 132H51V133H53ZM58 132H60V131H58ZM67 132H65V134H66V136L68 137V135H69L70 132H68V133H67ZM72 132L75 133L74 130H72ZM76 132H77V131H76ZM84 132H85V131H84ZM88 132H89V131H88ZM88 132H87V133H88ZM123 132H124V131H123ZM132 132H133V133H132ZM145 132H147V134H146ZM159 132H161V131H159ZM159 132H158V133H159ZM162 132H161V133H162ZM165 132H166V133H165ZM174 132H175V134H174ZM183 132H182V133H183ZM42 133H40V134H42ZM46 133L44 134V136L47 137V134H46ZM51 133H49V134H51ZM54 133H53V134H54ZM62 133H63V132H62ZM62 133H61V136H64V133H63V134H62ZM73 133H71L72 136L69 135V136L71 137L70 139H72V142H71L70 139L66 138L65 136L63 137L64 139L62 138V140L68 139V141H67V140H65V141H62V140H61V141H62L65 145H67V143L69 144V140H70V143H73V144H74V143H75V140H74L75 138H74ZM87 133H86V134H87ZM95 133H96V132H95ZM101 133L98 134V137L100 136ZM148 133H150V134H148ZM179 133H180V134H179ZM184 133H183V134H184ZM96 134H97V133H96ZM123 134H124V133H123ZM125 134H126V133H125ZM186 134H187V133H186ZM186 134H185V135H186ZM42 135H43V134H42ZM56 135L59 136L60 134H57V133H56ZM56 135H55V136H56ZM77 135H78V134H77ZM77 135H75V136H76V144L78 145V143H79V145H80V143H81V145H80V146L78 145V146H79L80 148H82V149H81V150H80V149L76 150V147L78 148V146L75 145V144H74V146H73V144H72V145L70 146L71 148L69 147V148L71 149V151H69V148H67V146H65V147H66V149L64 148L65 151H64V150L61 151V153H63V151H64V153H63L62 155H60L61 153H60L59 150H58L59 152L56 150V149H58V148L60 149V147H61L60 145H61V144L64 146V144H63L62 142H60V145H59V146L57 145V144H59V143H58V142H59V141H58L59 139H58V140L56 139V138H58V136H57V137H52V136H50V140H51V142H53L54 140H56V142H57V141H58V142H57V144H54V143H53L56 147H55V146H52V147H51V151H50V149H49V150L46 151L44 154H43V152H44L45 149H47V148H45V149H41V150H40V151L42 152V153H41L40 151H37V150H38L37 148H35L36 151H35V149H33V151H34V152H33V151H32V148H33V147H31V148H28L27 146L24 147V145H23L22 143L25 144L28 140H26V141L24 140L25 142H21V141H19L20 143L15 142V144L17 143V144L19 145V147H17V150L15 149V147L18 146V145H16L15 147H14V145H13L12 147H8V148H9V149H8L9 152H10V150H15L14 153H17V154H15L16 159H17V157L22 159L23 155H25V154L27 155V156H25V158L23 157V159H22V164L24 163V165H23L24 167L22 166L21 161H18L19 159H17V161H18L19 163H17V161H15L16 159H15V157H14V154H12L13 157H12V156H8V158H9V160L14 158V159H13L14 161L12 162V160H11V162H12V163H15V162H16L17 165L14 164L15 167L19 168V167H18V165H19V166H20L19 169H23V171H27V170H28L26 173L29 172V173L27 174V175H28V179H29V181H28V179L26 178L27 175L24 176V175L26 174V173H25V174L23 175V176L25 177L24 180L21 179V181L23 180L24 182H22V183H20L21 181H20V182L17 181V183L15 182V184H17V187L14 186V187L16 188V189H15V188L13 187V183H11V181H9L8 178H4V179H2L3 176H4V177H8L7 174H6V175L3 174V173H6L5 171H6L7 169H9V168H7L8 166L5 165V167L3 168V167H2V164L0 165V166L3 168V170H2L3 173L0 172V176H1V177H0V199H1L3 196H5V197L8 196V198H7V197H6V198L3 197V198L0 200V203L2 202V204H0V208H1V209H0V212H1V213H0V223H1L2 227H1V226H0V227H1V229L3 230V231H1V229H0V232H1V233H0V237H1V235L3 236V238H2V237L0 238V242H1L3 239H5L3 242L0 243V264H8V263H9V264H14V263H15V261H14L15 258L10 257V256H13V254H12L10 251H7V250H6V249L9 250V247H8L9 245L7 244V240H6V236H5V234H3V233H5V232H8V229H9V227H10V225H9V223H10V221H9V216H10V214H12L11 212H10V214H9L8 211H6V209L9 210L8 208H11V210H12L13 213H14V211H15L16 213H19L21 216H23V217H25V218H30L33 214H37L38 217L40 218V220L43 221L44 219L47 218V216H49L50 213L47 212V213H49V214H48V215H45L44 217H42V216H41L42 214L38 213L39 211H37V206H41V207H39V208H42V207H43V203H44V205H45V203H46V205H47L48 201H49V203H48V206H49L50 202H52L51 200L53 199V194H54V192H53L54 189H52V188H54V186H56V185L58 184V182H60L59 184L62 185V186H63L64 182H65L64 185H67L66 183H68V182H66V181L63 182V180L67 178V176H66V178L64 177V176H65L64 173L67 171L66 169H69V170H70V169H73V170L75 171V173L77 172V174H75L74 172H73L72 174H70V173L72 172V170H71V171L68 170V171L70 172V173H69V174H70V177H71L73 174H74V175L72 176V178H70L72 184H71V183H68L67 187H70V186H72V185H73L72 187H78V186L74 185L76 182H79V183H78L79 186L82 185V183L80 182L81 180L78 181L77 179H78V177H80L79 174L82 175V173L84 172L83 174L85 175V171L87 170V168L85 169V168L82 167L83 163L81 162V160H82L83 157H84V159H85V157H86V156H82L83 153H84V154H87V152H86V151H87V149H86V143H84L86 140H85L84 138H86V137L88 138V136L85 137V135H82V136H84V138H82V136H81V138H80V137L77 136ZM87 135H90V132H89ZM120 135H122V133H121ZM175 135H176V136H175ZM179 135H180V138H181L182 141H183V142H182V141L180 142V141H179V138H178L177 141L180 142V144L177 143L176 141H174V139H171L172 136H173V138H174V136H175V138H176V137H178ZM185 135H184V136H185ZM93 136H95V135H94V132H93ZM96 136H97V135H96ZM123 136H124V135H122L121 137H123ZM142 136H144V137H142ZM170 136H171V137H170ZM184 136H183V137H184ZM59 137H60V136H59ZM89 137H90V136H89ZM100 137H101V136H100ZM166 137H169V138H166ZM52 138H53V139H52ZM54 138H55V139H54ZM60 138H61V137H60ZM73 138H74V139H73ZM104 138H106V137L104 136ZM123 138H124V137H123ZM141 138H142V139H141ZM146 138H147V139H146ZM150 138H151L152 140H151ZM162 138H163L164 140H163ZM209 138H210V139H209ZM215 138H216V140H215ZM218 138L221 139L220 137H218ZM82 139H84L83 142H82ZM194 139H195L196 141H195ZM208 139H209V142H208ZM44 140H45V139H44ZM44 140L42 141V143H44V142H47V143H48L47 139H46L45 141H44ZM123 140H124V139H123ZM139 140H140V141H139ZM143 140H144V141H143ZM148 140H150V142H148ZM155 140H160V141L158 142V141H155ZM165 140H166V141H165ZM167 140H168V141H167ZM175 140H176V139H175ZM185 140H186V141H185ZM200 140H203V141H201V142H203V144L200 142ZM22 141H23V140H22ZM66 141H67V143H66ZM128 141H127V142H128ZM151 141H152V142H151ZM153 141H154V142H153ZM184 141H185V142H184ZM188 141H189V142H188ZM194 141H195V143H196V142H197V143H196V144H193ZM213 141H215V142L213 143ZM29 142H30V140H29ZM56 142H55V143H56ZM116 142H117V143H116ZM119 142L122 143V139H121ZM156 142H157V143H156ZM162 142H163V143H162ZM170 142H171V144H170ZM190 142H191V143H190ZM30 143H31V145H33L32 142H30ZM30 143H29V144L26 143V145H29V146H30ZM47 143H46V147L49 148V146H51L50 141H49V144H50L49 146H48ZM82 143H84V144H83L84 147H83ZM140 143H144V144H140ZM152 143H154V144H152ZM155 143H156V144H155ZM164 143H165V144H164ZM183 143H184L183 147H182V146H179V147H182V149H181V150L178 149V148H179L178 145H182ZM186 143H188V144H186ZM215 143H216V144H215ZM228 143L231 144V142H228ZM228 143H227V145H230V144H228ZM21 144H22V145H21ZM138 144H139V146H138ZM148 144H149V145L151 144L152 146H151V145L149 146ZM163 144H164V146H166V149H165V147L163 146ZM174 144H176V146H177L178 148L176 147V148L174 149V146H173ZM177 144H178V145H177ZM204 144H205V145H204ZM211 144H212V145H211ZM34 145H36V147H38L37 144H34ZM34 145H33V146H34ZM41 145H43V146L41 147ZM41 145H40L41 148H44V147H45V146H44L45 143H44V144H41ZM69 145H70V144H69ZM124 145H125V146H124ZM140 145H141V146H140ZM153 145H154L156 148L158 147L157 150H156V148H155ZM169 145H170V146L172 145L173 147L171 146L170 149L172 148L171 150L174 149L175 151H171V150L169 149ZM190 145H195L194 148L191 146V147H192V150H191V148L189 147ZM198 145H201V147L198 146ZM223 145H225V144H223ZM21 146H23V148H22ZM57 146H58V147H57ZM72 146H73V147H72ZM137 146H138V147H137ZM184 146H185V147H184ZM187 146H188L189 149L187 148ZM214 146H215V147H214ZM53 147H55L56 149L53 148ZM119 147H120V146H118V148H119ZM136 147H137V148H136ZM147 147H148V148H147ZM153 147H154V148H153ZM161 147H162L163 149H159V148H161ZM196 147H199V148H197V150H196ZM210 147H212V148H210ZM6 148H7V147H6ZM38 148H39V147H38ZM52 148L54 149V150H53V153L55 154V157H54V154H52ZM83 148H84L85 150H84ZM121 148H119L118 150H120ZM131 148H133L134 150L131 149ZM143 148H144V149H143ZM151 148H152V149H151ZM184 148H186V149H184ZM201 148H203V149H202L203 152L206 151L205 153H206L207 155H206L205 153L201 152ZM205 148H206V149H205ZM207 148H208V150H207ZM227 148L230 149V146L227 147ZM18 149H19L21 152H20ZM21 149H22L23 151H22ZM61 149H63V147H61ZM61 149H60V150H61ZM67 149H68V151H66ZM73 149L76 150L75 152H73L74 154L76 153V155H74L73 153H71V152L73 151ZM136 149H137L138 151H136ZM139 149H141V150H145V151H141V150H139ZM154 149H155V151H154ZM177 149H178V150H177ZM210 149H212L214 152L211 153L212 150H210ZM218 149H219V150H218ZM220 149H221V151H220ZM229 149H228V150H229ZM42 150H43V151H42ZM122 150H123V149H122ZM150 150H151V151H150ZM159 150H160L161 152H160ZM164 150H166L168 153H167L166 151H164ZM168 150H169V151H168ZM179 150H180L181 154H180V152H178ZM182 150H183V151H182ZM184 150H185V151H184ZM190 150H191V151H190ZM204 150H205V151H204ZM228 150H227V151H228ZM6 151H7V150H6ZM16 151H18V152H16ZM56 151H57V154L60 153V154H59V155H60V158L66 156L65 158L68 157L67 160H69V158L72 159V158H74V157H77V159H80L79 157H81V160H78V161H79V162H78L79 164H78V165L76 164L77 166L74 164V163H77V162H74V161H75L74 159H73L72 161L70 160V162H69V161H66V162L71 163V165H72V162H73V165L75 166V168L73 167V165L70 167L68 163H67V165H66V162H65V161H64V165H65V166H64V165L62 164L63 161L60 162V159L57 157V156H59V155L56 154ZM82 151H83V152H82ZM84 151H85L86 153H85ZM127 151H126V153H127ZM198 151H199V154L196 153V152H198ZM229 151L232 152L231 150H229ZM38 152L41 153V154H40L39 156L37 155V157H36L35 155H36ZM48 152L51 153V155H52V156L50 155L51 163H50V160H48V157H49V155L47 154ZM65 152H66L67 155H64ZM143 152H144V153H143ZM153 152H155L156 154L154 153V155H153ZM164 152H165V153H164ZM172 152H175V153H172ZM177 152H178V153H177ZM194 152H195V153H194ZM208 152H210V153H208ZM221 152H222V153H221ZM225 152H226V151H225ZM230 152H229V153H230ZM22 153H24V154H22ZM32 153H34V155H33V157L31 158V159H32V161H31V164H32V165H30V164L28 163V156H29L30 154H32ZM88 153H89V154H87V155H88L89 157H91V156H90V154H91L90 150H88ZM107 153H108V152H107ZM107 153H106V154H107ZM126 153H125V154H126ZM129 153H128V154H129ZM137 153H138V154H137ZM159 153H160V154H159ZM189 153H190L191 155H190ZM201 153H202V154H201ZM213 153H214V154H213ZM7 154H8V152H7ZM18 154H19V155H18ZM28 154H29V155H28ZM45 154H46L45 157H46L47 159H46L45 164H44V160H45V159H42L41 156H42V155L44 156ZM69 154H72V155L69 156ZM106 154H105V155H106ZM113 154H114V153H113ZM113 154L110 155V153H108L109 156H107V157H106L105 155L102 154L103 156H102V157L100 156V158H105V157L108 158V157H112ZM125 154H124V156H125ZM128 154H127V155H128ZM130 154H129V155H130ZM134 154H133V155H134ZM141 154H142V157L140 158V155H141ZM148 154L152 155L151 158L149 157L150 155L148 156ZM161 154H162V155H161ZM165 154L168 155V157H166ZM186 154H187V155H186ZM209 154H210V156H208ZM230 154H232V153H230ZM115 155H117V153H115ZM155 155H156V156H155ZM171 155H172L173 157H172ZM180 155H182V157H181ZM183 155H184V156H183ZM192 155H193V156H192ZM197 155H198V156H197ZM222 155H223V156H222ZM235 155H236V154H234L233 156H232V155H230V156L232 157V159H233L234 157H238V155H236V156H235ZM61 156H62V157H61ZM71 156H72V157H71ZM98 156H99V155H98ZM191 156H192V157H191ZM203 156H204V157H203ZM10 157H11V158H10ZM35 157H36L37 159H38V157L40 158V159H38V160H39V163L41 162L40 160H42L41 163H43L42 165H43L45 171H46V168H47L46 166H52V167L54 166V168H55V165H52V162H53V161H52V157H54L53 160H55V161L58 160V161L63 165V167H64L65 169H64V168H63V169L61 168L62 166L59 165V164H60L59 162H56V163H55V161H54V163L56 164V167L59 165L58 167H60V170H59L60 172L57 171V170H58V167H57L56 170L54 169L53 171L56 172V173H57V172L60 173V177H61V178L63 177V178L60 179V177H58V178H57V176L54 177V176L57 175L58 173L55 174V175L53 174V178H57V179H59V181H57V180L55 179L56 182H57V184H56V182L54 181V179L52 180L53 182L50 181L51 183H50V182H49V183L52 184V185L50 186L51 188H49V184H48V185H47V184H44V183H46V182L48 183V181L46 180L47 178H45V176L47 175V174H46L47 172H44V173L42 172L43 175H42L41 172H40V173L37 172V171H41L40 169L43 170V168L41 167V165H39L38 161L35 162V161L37 160V159H35ZM45 157H44V158H45ZM127 157H128V156H127ZM143 157H145L146 160H145ZM152 157L155 159V163H154V159H153ZM200 157H201V158H200ZM231 157H230V159H231ZM8 158H6V159H8ZM56 158H57V159H56ZM86 158L88 159V157H86ZM117 158H119V155L117 156ZM133 158H134V156H133ZM142 158H143V159H142ZM159 158H160V160H161V158H162L163 160H161V161L159 162V160H158ZM166 158H167V160H166ZM196 158H198V160H197ZM203 158H204V159H203ZM219 158H220V160H219ZM21 159H20V160H21ZM87 159H86L85 161H88V163H89V160H91V158H90L89 160H87ZM169 159H170V160H169ZM171 159H173V160H171ZM175 159L178 160V161H176ZM187 159H189V160H187ZM194 159H195V161H194ZM201 159H202V164H201ZM23 160H24V162H23ZM62 160H64V158H62ZM142 160H144L143 162L145 163V164L143 165V167H142ZM156 160H157V161H156ZM168 160H169V161H168ZM196 160H197V161H196ZM222 160H223V161H222ZM236 160H237V159H236ZM236 160L233 159V161H235V162H236ZM7 161H8V160H7ZM76 161H77V160H76ZM82 161H84V160H82ZM135 161H137V162H135ZM207 161H208V162H207ZM224 161H225V162H224ZM4 162L6 163L5 160H4ZM4 162H2V163H4ZM47 162H48V164L46 165ZM118 162H119V160H118ZM125 162H124V163L122 162L123 165H122L120 162H119V164H121V165L124 167V168H123V167L121 166L122 169H126V170H128L127 168H125V167H126V166H125ZM132 162H134L136 165H135V164L133 165ZM138 162H139V163H138ZM162 162H163V165H162ZM166 162H167L168 164H167ZM188 162L190 163V166H188V165H189ZM193 162H194V163H193ZM205 162H206V163H205ZM222 162L224 163V165H222V164H223ZM235 162H234L235 165H231L232 163L230 164L231 166L229 165L230 168H231V170H232V172H234V171L236 170V168L238 169V165L236 164L237 162H236V163H235ZM5 163H4V164H5ZM12 163H10L11 166H9V167H11V168L14 167ZM41 163H40V164H41ZM57 163H58V164H57ZM80 163H81V164H80ZM84 163H85V162H84ZM86 163H87V162H86ZM88 163H87V165H88ZM137 163H138V164H137ZM156 163H157V164H156ZM191 163H192V164H191ZM199 163H200V164H199ZM218 163H219V164H218ZM7 164H8V163H7ZM20 164H21V165H20ZM34 164H35V165H34ZM49 164H50V165H49ZM153 164H154V165H153ZM171 164H172V165H171ZM182 164H186V166L184 165V167H183ZM187 164H188V165H187ZM196 164H197V165H196ZM206 164H207V167H206ZM220 164H221V165H220ZM36 165H37V166L39 165V166H40V169H39V167H38V169H37V166H36ZM79 165H80V167H78ZM84 165H85V164H84ZM87 165H86V166H87ZM132 165H133V167H132ZM138 165H140L141 169H140V167H139ZM147 165H148V166H147ZM178 165H179V166H178ZM201 165H202V166H201ZM27 166H28V167H27ZM30 166H31V167H30ZM66 166H68V168H66ZM86 166H85V167H86ZM134 166H135L136 168H135ZM151 166H152V167H151ZM162 166H163V167H162ZM195 166H196V167H195ZM200 166H201V167H200ZM210 166H211V167H210ZM223 166H224V167H223ZM233 166H237V167H233ZM22 167H23V168H22ZM25 167L28 168V169L25 170V169H26ZM35 167H36V168H35ZM87 167H88V166H87ZM131 167H132V169H131ZM144 167H145V168H144ZM150 167H151V168H150ZM208 167H209V168H208ZM221 167L224 168V169H222ZM225 167H226V169H225ZM50 168H51V167H50ZM50 168L48 167L49 170H50ZM79 168H80V170H82V173H80L81 171L79 172V171L75 170V169H79ZM81 168H83L84 170L81 169ZM133 168H134V169H133ZM147 168H150L151 173H148V172H150V170L147 169ZM158 168H159V169H158ZM200 168H201V169H200ZM211 168H212V169H211ZM230 168H228V169H229V171L231 172ZM233 168L235 169L234 171H233ZM4 169H6V170L4 171ZM14 169H16V168H14ZM29 169H30V170H29ZM135 169H136V171H134ZM204 169H205V170H204ZM0 170H1V169H0ZM35 170H36V172H34ZM64 170H65V171H64ZM88 170H89V169H88ZM131 170H132L133 172H136V173H135V174H136V175H135L136 178L131 174ZM145 170H148V171H147V173H148V174H147V177H150V178H147V177H146V174H145L146 171H145ZM155 170H156V171H155ZM176 170H177V171H176ZM178 170H179V171H178ZM212 170H213V171H212ZM215 170H216V171H215ZM217 170H218V171H217ZM8 171H9V170H7V172H8ZM12 171H13V170H12ZM15 171H16V170H14L13 174H15L16 172H19L20 170H18V171H16V172H15ZM47 171H48V170H47ZM61 171H62V173L64 172V173H63L64 176H61V174H62ZM68 171H67L66 173H68ZM139 171H140V172H139ZM144 171H145V173H144L145 175L142 174V172H144ZM180 171H181V172H180ZM214 171H215V172H214ZM51 172H52V171H50V173H51ZM78 172H79V173H78ZM86 172H87V171H86ZM88 172H89V171H88ZM133 172H132V173H133ZM153 172H154V173H153ZM158 172H159V173H158ZM172 172H173V173H172ZM174 172H175V174H174ZM177 172H178V173H177ZM227 172H228V170H227ZM34 173H36L37 175L34 174ZM137 173H138V175H137ZM160 173H161V175H160ZM2 174H3V176H2ZM38 174H40V175H38ZM63 174H62V175H63ZM150 174H151V175H150ZM211 174H212V175H211ZM221 174H222V173H221ZM10 175H11V174H9V176H10ZM15 175H17V174H15ZM15 175H14V176L12 175V177L10 176V178H13V179H14V178H15ZM30 175H31V177H29ZM49 175H50V177H51L52 174H49ZM66 175H68V174H66ZM76 175H79V176L76 177ZM86 175H88V173H87ZM139 175H140V176H139ZM148 175H149V176H148ZM162 175H163V176H162ZM169 175H170V176H169ZM173 175H174V176H173ZM34 176H36V177H34ZM41 176H44V179H43ZM74 176H75V178H76L77 181L75 180ZM138 176H139L140 178H138ZM151 176H152V177H151ZM160 176H162L163 178L160 177ZM213 176H214V177H213ZM46 177H48V175H47ZM50 177L48 178V180H50ZM83 177H84V181L82 180L83 184H84V183H88L87 181H85V179L88 178V176H83V175H82V177L79 178V179H82ZM85 177H86V178H85ZM131 177H132V178H131ZM144 177H145V179H144ZM168 177H169V178H168ZM174 177H175V178H174ZM180 177H181V179H179ZM218 177H219V176H218ZM30 178H31V179H30ZM39 178L41 179V181H40ZM73 178H74V179H73ZM134 178H135V180H134ZM154 178H155V179H154ZM177 178H178V180H176ZM35 179H37V181H36ZM68 179H69V177H68ZM131 179H132V180H131ZM139 179L141 180V182L138 183L137 181H140ZM153 179H154V180H153ZM174 179H175V180H174ZM214 179H215V178H214ZM10 180H11V179H10ZM14 180H17V178L14 179ZM43 180H44V182H43ZM74 180H75L76 182H74ZM86 180H88V179H86ZM147 180H148V181H147ZM149 180H150V181H149ZM157 180H159V182H158ZM12 181H13V180H12ZM25 181H26V182H25ZM31 181L33 182V184L36 183V184H34V185H35L34 187H35V188L37 187V188H36V189H37V193H39V194H40V192L42 193V192L46 189V187L44 188V186L47 185V188H49V189L52 190V192H53V193L50 195L52 198L49 196L51 199L49 198V200L46 201L45 199H48L47 197L45 198V196H44V197H42V198H44V199H42L41 196L38 195V198H39V199L37 198V200H38V201L36 200L37 203H36L35 201H33V200H31V201L29 200V201H28L26 198H28V196L30 195L29 193L31 192V189L33 190V188H34V187L32 186L33 184H31V185L29 184V183H31ZM34 181H35V182H34ZM38 181H39V182H38ZM61 181L63 182L62 184H61ZM67 181L70 182V180H67ZM142 181H143V182H142ZM173 181H174L175 183H174ZM184 181H185V182H184ZM13 182H14V181H13ZM40 182H42L44 186H43ZM54 182H55V183H54ZM73 182H74V183H73ZM144 182H145V183H144ZM146 182H147V183H146ZM10 183H11V184H10ZM18 183H19V184H18ZM23 183H24V184H23ZM27 183L29 184L30 188H28L29 186H27V185H28ZM39 183L43 186V191H41V190H42V189H41L42 187L40 186ZM53 183H54V185H53ZM142 183H143V185H142ZM152 183H153V184H152ZM155 183H156V184H155ZM186 183H185V184H186ZM20 184H21V185H20ZM69 184H71V185H69ZM78 184H77V185H78ZM139 184H141L142 187H143V186H144V187H143V188H140V187H141V185H140V187L138 188V185H139ZM145 184H146V185H145ZM157 184H158V187L154 186L155 188H153V185H157ZM176 184H177V183H176ZM19 185H20V186H19ZM36 185H38V186H36ZM60 185H59V187L62 188V186H60ZM84 185H85V184H84ZM84 185H83V186H80V187H81V188H82V187H83V188L85 187V190H86V189H87V188H86V187H87V184H86V186H84ZM222 185H223V184H222ZM227 185H228V184H227ZM25 186H26V187H25ZM57 186H58V185H57ZM57 186H56V187H57ZM148 186H149V187H148ZM32 187H33V188H32ZM39 187H40V189H39ZM59 187H58V188H59ZM135 187H136V188H135ZM220 187H221V184H220ZM223 187H224V186H223ZM225 187H226V186H225ZM225 187H224L223 190H225ZM17 188H18V189H17ZM58 188H57V189H58ZM63 188H64V186H63ZM78 188H79V187H78ZM81 188H79L78 190L83 191ZM137 188H138V189H137ZM147 188H148V190L150 189V191H149L148 193H146V191H148V190H146ZM151 188H153V189H151ZM156 188H157V189H156ZM221 188H222V187H221ZM227 188H228V186L226 187V191L229 190V189H227ZM11 189H12V190H15L16 192H12ZM36 189H35V190H36ZM38 189H39V190H38ZM49 189H47V190H48L47 192H46V190H45V192H46L47 194L49 193ZM57 189H56V190H57ZM136 189H137V190H136ZM170 189H171V188H170ZM65 190H66V188H65ZM138 190H139V192H141L142 194H141V193L138 194V193H137ZM140 190H142V191H140ZM151 190H152V191H151ZM153 190H154L155 192H154ZM158 190H159L160 192H159ZM167 190H168V189H167ZM237 190H238V189H237ZM8 191H9V192H8ZM38 191H39V192H38ZM57 191H58V190H57ZM57 191H56V192H57ZM168 191H169V190H168ZM233 191H234V190H233ZM5 192H6V193H5ZM27 192H28V193H27ZM45 192H43L44 195H46ZM61 192L63 193L64 190H63V191L60 190L59 193H61ZM7 193H8V194L10 193V194L8 195ZM50 193H51V191H50ZM50 193H49V194H50ZM62 193H61V194H62ZM64 193H66V191H65ZM144 193H146V194H148V195H149L150 193H156V194H158V195L161 194V197H160V195H159V197H158V196H156V194H155V197H154V198H156V199H153L152 197H153L154 195L151 194V195H153V196H151V195L148 196V195H147L148 197H147L146 199H144V198L146 197V194L144 195ZM27 194H28V196H27ZM55 194H56V193H55ZM164 194H165V193H164ZM2 195H3V196H2ZM41 195H42V194H41ZM139 195H140V196H139ZM141 195H142V196H141ZM143 195H144V196H143ZM241 195H242V194H241ZM241 195H240V196H241ZM1 196H2V197H1ZM9 196H10L11 198H13L12 201H13V205H14V207H13L14 211H13V209H12V204H11L12 201H10V199H9L10 197H9ZM47 196H48V195H47ZM240 196H239V199H238V198H237V199L235 198L236 201H235V199H232V200L235 201V206H234V202H233L232 200H229L230 202H229L228 200H226L227 203L229 202V204H231L232 206H231V205H230V206H227L226 201H224V202H225V204H224V202H222V200H221V202H220L219 205L222 206V205L224 204L223 207H225V209L227 210L226 207H229L228 209H230V208L235 209V207L239 208L238 206H240V204H241L242 208H241V209L239 208L240 210L238 209V210H235V211L237 212V214H238V211H240L239 213H243V212H244V213H248V215L243 214V215H245V218H246V216H247V217L249 216L248 218L245 219V221H244V219L242 218L243 215H242V216H239L240 219H241V222H242V223H248V221H249V224H243L244 227L247 225L245 228H246L247 231H248V232H247L248 235L251 236V235H253V233L255 234V232L258 231V230H259L260 232L262 231V232L264 233V231L262 230V228H261V230H260L259 228H253V227L251 226V225H252V222H253V224H255V225H257V223H258L259 226H260V225L262 226V223H263V222H262V221H263V218L261 219V220H262V221H261V220H260V217H258L259 220H260V223L257 222V221H259L258 218H255V216L257 215V214H255V213L257 212V210L255 209L257 204L252 205L253 202H251V205H250V202H247V201L244 202L245 200L242 198L243 195H242V197H240ZM140 197H143V198L140 199ZM40 198H41V199H40ZM159 198H160V199H159ZM3 199H4L5 201H4ZM6 199H7V200H6ZM8 199H9V201H8ZM147 199H150V200L147 201ZM152 199H153V200H152ZM157 199H159V200H157ZM14 200H15V203H17V204H14ZM154 200H157V201H154ZM224 200H225V199H224ZM6 201H7V202H10V203L6 204V205L9 206L8 208H7V206H5V205H4V206H5L6 208H4V206H3V204H5V203H3V202H6ZM44 201H45V202H44ZM144 201H145V203H144ZM158 201H159V202H158ZM231 201H232V202H231ZM237 201H240V202H237ZM41 202H43V203H41ZM237 203H240V204H237ZM248 205H249V207H248ZM48 206H47V207H48ZM221 206L219 207V212H221V209H220ZM233 206H234V207H233ZM241 206H240V207H241ZM257 206H258V205H257ZM2 207L4 208L3 211H4L6 214L3 213V211H1V210H2ZM47 207H46V208H47ZM243 207H244V209H243ZM245 207H247V208H245ZM254 207H255V208H254ZM146 208H147V209H146ZM48 209H49V208H48ZM242 209L245 210L246 212L243 211ZM226 210H225V211H226ZM241 210H242V211H241ZM254 210H255V211H254ZM48 211H51L52 214H51L50 216L52 217V219H54V218H53V217H54L53 215H55V214H53L52 210H48ZM225 211H222V212L225 213ZM254 212H255V213H254ZM224 213H223V215H224ZM249 213H250V214H249ZM251 213H252L253 215H252ZM2 214H3V216H2ZM14 214H15V213H14ZM254 214H255V216H254ZM219 215H220V214H219ZM238 215H240V214H238ZM250 215H251L252 218L254 217V219H255V221H256L255 223H254V219H253V221H251L252 218L250 217ZM259 215H260V213H259ZM259 215H257V216H259ZM261 215H262V214H261ZM261 215H260V216H261ZM1 216H2V217H1ZM11 216H12V215H11ZM11 216H10V217H11ZM55 216H56V215H55ZM23 217H22V218H23ZM56 217H57V216H56ZM56 217H55V218H56ZM221 217H222V216H221ZM243 217H244V216H243ZM262 217H263V215H262ZM247 219H249V220H247ZM256 219H257V220H256ZM246 221H247V222H246ZM250 221H251V222H250ZM261 222H262V223H261ZM41 223H42V222H41ZM250 227L253 228V231H254V232L252 231V229H251ZM254 227H255V226H254ZM256 227H258V225H257ZM248 229H249V230H248ZM254 229H258V230H254ZM4 231H5V232H4ZM249 232H250V233H249ZM251 232H253V233H251ZM260 232H259L258 234H256V235H257L258 237H260V238H264V234H261L262 232H261V233H260ZM4 236H5V237H4ZM156 236H157L158 241H161V240H162V236H161L160 234H157ZM253 236H255V235H253ZM1 239H2V240H1ZM5 242H6V243H5ZM1 244H2V245H1ZM3 244L6 246L5 248H4V245H3ZM7 245H8V246H7ZM3 249H4V250H3ZM5 251H6L7 253H6ZM205 251H206L205 256H206L207 258H208V257H211V256L217 257V259L215 258V260H214V264H219V262H218V261H219V259H218V255H217V254H214V252L210 251V250H209V246H207V247L205 248ZM5 253H6V255H5ZM10 253H11V255H8V254H10ZM2 254H4V255H2ZM10 258L12 259V261H11ZM7 261H8V262H7ZM202 263H203V264H208V263L205 262V261H202ZM15 264H16V263H15Z\"/></svg>",
    "mask_w": 264,
    "mask_h": 264
},
{
    "label": "built area",
    "instance_id": "built-area-1",
    "mask_svg": "<svg viewBox=\"0 0 264 264\" xmlns=\"http://www.w3.org/2000/svg\"><path fill=\"white\" fill-rule=\"evenodd\" d=\"M135 256H118L114 259V264H137L136 258L146 254L147 250L145 247L135 248ZM153 264H157L156 260L153 261ZM161 264H188V260L179 255H175L168 252L162 253V262Z\"/></svg>",
    "mask_w": 264,
    "mask_h": 264
}]
</instances>
